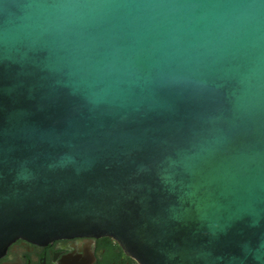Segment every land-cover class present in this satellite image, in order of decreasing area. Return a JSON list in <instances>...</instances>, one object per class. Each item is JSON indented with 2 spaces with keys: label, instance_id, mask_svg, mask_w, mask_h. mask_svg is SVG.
Listing matches in <instances>:
<instances>
[{
  "label": "water",
  "instance_id": "obj_1",
  "mask_svg": "<svg viewBox=\"0 0 264 264\" xmlns=\"http://www.w3.org/2000/svg\"><path fill=\"white\" fill-rule=\"evenodd\" d=\"M76 237L264 264V0H0V257Z\"/></svg>",
  "mask_w": 264,
  "mask_h": 264
},
{
  "label": "flooded vegetation",
  "instance_id": "obj_2",
  "mask_svg": "<svg viewBox=\"0 0 264 264\" xmlns=\"http://www.w3.org/2000/svg\"><path fill=\"white\" fill-rule=\"evenodd\" d=\"M0 264H138L108 237H76L35 244L18 239L0 257Z\"/></svg>",
  "mask_w": 264,
  "mask_h": 264
}]
</instances>
